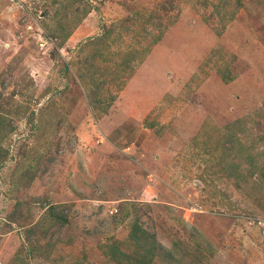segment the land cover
<instances>
[{
	"label": "rangeland",
	"instance_id": "374dc122",
	"mask_svg": "<svg viewBox=\"0 0 264 264\" xmlns=\"http://www.w3.org/2000/svg\"><path fill=\"white\" fill-rule=\"evenodd\" d=\"M0 117V264H264V0H0Z\"/></svg>",
	"mask_w": 264,
	"mask_h": 264
},
{
	"label": "trees",
	"instance_id": "16d2710c",
	"mask_svg": "<svg viewBox=\"0 0 264 264\" xmlns=\"http://www.w3.org/2000/svg\"><path fill=\"white\" fill-rule=\"evenodd\" d=\"M1 118V117H0ZM4 126V122L2 120H0V129L2 130ZM2 132V131H1ZM2 152V148H0V160L2 159V157L4 156Z\"/></svg>",
	"mask_w": 264,
	"mask_h": 264
}]
</instances>
